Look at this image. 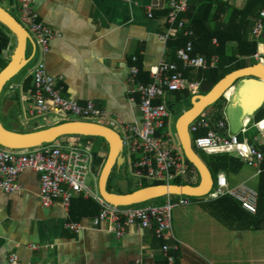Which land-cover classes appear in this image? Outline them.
Instances as JSON below:
<instances>
[{
  "label": "crops",
  "instance_id": "1",
  "mask_svg": "<svg viewBox=\"0 0 264 264\" xmlns=\"http://www.w3.org/2000/svg\"><path fill=\"white\" fill-rule=\"evenodd\" d=\"M224 1L239 8L246 2ZM1 5L10 12H19L17 0H3ZM33 8L38 17L59 34L49 41L44 62L47 72L56 78L60 95L79 104L92 101L105 112L100 118L104 120L101 124L117 132L123 124L140 125L138 95L129 91L130 66L136 64L148 72L160 59L175 63L178 60L166 42L159 38L166 27V0H33ZM148 8L150 16L147 15ZM250 32L251 29L246 38L254 40ZM7 36L8 45L15 44V37L8 33ZM256 41V52L264 57V40ZM28 48L33 59V49L30 45ZM133 56L136 57L134 62ZM251 60L257 62L250 57L243 60L245 66ZM30 68H24L19 92L4 93L2 98L0 95V118L2 115L7 120L10 129L24 128L27 132L64 120L63 116L51 113L37 116L28 111L25 115L16 108L19 103L31 99L28 97L32 88ZM26 78L30 79V88L25 91L23 82ZM172 93H168L170 99ZM199 93L198 89L191 95ZM226 106L220 120H224L228 130L233 132ZM213 110L214 107L209 106L202 114L210 118ZM247 134L255 136L256 132L248 129ZM84 139L82 141L86 142ZM106 153L102 145L97 147L98 155ZM97 168L93 160V171ZM17 181L20 191L0 189V264H264V228H248L252 224L248 214L239 208L232 211V219L224 218L221 210H216L218 206L210 203L214 200L180 207L174 218L172 209L175 240L156 238L153 228L128 227L120 237L105 230L104 226L75 233L64 227L66 222H76L71 219L69 209L65 211L58 202L48 207L40 204L35 171L23 170ZM244 181L256 190L257 214L264 219V163L260 173L255 174L253 170L240 182ZM92 186L98 192L97 179L93 180ZM165 200L166 197L157 198L155 204ZM163 244L169 246L170 262L162 252ZM31 245L37 247L33 249ZM12 256H15L13 261Z\"/></svg>",
  "mask_w": 264,
  "mask_h": 264
},
{
  "label": "built area",
  "instance_id": "2",
  "mask_svg": "<svg viewBox=\"0 0 264 264\" xmlns=\"http://www.w3.org/2000/svg\"><path fill=\"white\" fill-rule=\"evenodd\" d=\"M19 23L30 34L35 43L34 61L30 75L32 88L30 114L41 116L46 113L65 117L73 115L78 118H102L105 112L92 101L84 104L64 98L60 95L56 78L50 75L45 67L44 56L49 50V41L59 34L45 24L33 8V0H17ZM188 0H166V27L159 38L167 41L175 34L186 37L185 44L175 51V56L182 64V69H205L217 66L218 57L209 58L193 53L191 36L193 31L182 15L186 12ZM147 15H151L150 8ZM254 40L264 36V8H261L251 29ZM213 43L216 41L213 39ZM252 57L264 63V57L255 52ZM136 61V57H132ZM178 64L160 59L149 68L150 81L144 83L137 79L139 68L133 64L129 68L128 81L130 92L138 95V106L141 113L140 125L123 124L119 135L122 141V152L133 173L141 179L154 180L163 184H174L172 181L183 178L190 165L182 152L172 144V135L168 127L171 112L167 107L166 96L170 92L188 90L197 93L199 82L188 81ZM65 115V116H64ZM249 121V120H248ZM247 120L237 132H230L224 120L212 124L209 118L200 114L189 122L187 129L191 144L204 154L225 153L238 158L255 174L260 173L264 163V117L251 124L255 136L247 134ZM204 130V133H200ZM70 138V139H69ZM81 135H67L51 143H42L33 148L9 149L0 146V189L4 192L20 191L17 181L20 172L30 169L38 174L37 197L43 207L58 202L67 211L74 195L92 198L99 204L96 215L85 221H71L65 228L78 233L85 228H103L115 236H122L128 227L136 229L153 228L154 236L160 240L174 239L172 235L171 211L177 206H187L198 202L215 200L228 195L236 200L240 207L250 214L256 213L257 192L247 184L229 186L225 173L218 172L212 177L210 191L202 197L178 195L176 198L166 196L162 204L116 206L105 202L90 185L86 183L89 175L94 177L93 151L89 141L83 142ZM126 149V155L124 154ZM164 181V182H163ZM35 249L36 245H31ZM162 252L167 260L169 246L163 244ZM11 260H15L12 256Z\"/></svg>",
  "mask_w": 264,
  "mask_h": 264
},
{
  "label": "water",
  "instance_id": "3",
  "mask_svg": "<svg viewBox=\"0 0 264 264\" xmlns=\"http://www.w3.org/2000/svg\"><path fill=\"white\" fill-rule=\"evenodd\" d=\"M2 1L0 0V24L15 37V46L6 65L0 69V95L8 82L30 62L32 57L26 55L28 45L32 47L33 55L36 49L30 34L1 5ZM1 53L0 48V56ZM199 91V94L191 96L190 107L184 110L175 121V132L181 151L198 173L199 180L196 185L160 183L129 191L119 133L104 124L88 120L72 119L27 132L17 131L16 127L8 129L0 121V146L9 149H27L42 143L54 142L67 135L100 137L107 144V153L98 175L97 190L105 202L116 206H127L171 195L202 197L211 189L212 174L193 149L187 126L219 98L224 97L227 99L228 121L234 130H238L242 123L248 121L264 103V63L257 61L251 65L234 69L217 82L202 80L199 84ZM227 93L229 96L226 95ZM112 171H114L115 179L111 189L116 188L117 191L107 188Z\"/></svg>",
  "mask_w": 264,
  "mask_h": 264
},
{
  "label": "trees",
  "instance_id": "4",
  "mask_svg": "<svg viewBox=\"0 0 264 264\" xmlns=\"http://www.w3.org/2000/svg\"><path fill=\"white\" fill-rule=\"evenodd\" d=\"M261 8H264V0H246L244 6L241 8L232 6L224 0H188L187 10L182 16L187 19L188 24L193 31V35L191 36L193 43V53L202 54L207 58L212 55H216L218 57V63L214 68H200L195 70V72H192L193 69H182V64L177 60L176 62L179 68L182 69L184 77L196 81L204 79L217 82L230 71L244 67L245 62H243V60L252 57V55L258 49V41L251 39L249 40L246 38V35L248 31L252 29L255 18L257 17ZM0 27L4 26L0 24ZM213 39L216 41V44L212 42ZM261 39L264 40V38ZM186 40L187 38L181 34H175L166 41V44L171 48L172 53L175 55L176 49L183 46ZM8 41L9 39L7 34L0 30V48L2 50L6 49ZM231 43H234V45L231 46ZM6 63L7 62H3L0 57V69H2ZM253 63H255L254 60H251L249 65ZM138 68L139 72L137 79L144 83L149 82L150 78L148 72L143 71L140 67ZM29 83L30 79L26 78L23 82V88L25 91L30 88ZM191 96V93L185 89L180 92H173L171 99L174 100L175 103L183 100V102L188 103L190 107ZM167 106L169 107V105ZM211 106L214 107V110L209 120L214 122L222 119L223 110L226 106V99L221 97ZM263 117L264 103L254 113L253 121H258ZM67 120L69 119H64L63 121ZM200 133H204V130H202ZM82 138L99 139L103 144H101L103 148L107 150L106 142L100 137L82 136ZM93 155L94 163L100 165L98 170L99 175L100 170L105 162L106 155H98L97 149L93 151ZM203 155L206 156V158L199 154L211 174L212 172L216 174L221 171L225 173H236L243 165V163L238 158L225 153L210 155L203 153ZM184 159L187 161L185 157ZM189 165L191 172L193 171L196 174V178L199 180L196 169L191 163H189ZM198 180L194 184L184 181L181 182L179 179L174 180L173 183L196 185ZM155 184H160V182L143 184L141 187ZM172 196L173 195H171V197ZM210 203L217 205L218 207L216 210H221L220 212L224 214V218L226 219L228 217L231 219L234 218L232 214L233 210H237V208L243 210L240 207V204L228 195L221 196ZM98 209L99 204L95 200L92 198L85 199L80 195L71 199L69 205V215L71 219L78 221L83 217H91L96 215ZM257 213V208L255 214H250L247 212V217L252 223L248 225V228H264V223L262 224L264 219L259 218Z\"/></svg>",
  "mask_w": 264,
  "mask_h": 264
},
{
  "label": "rangeland",
  "instance_id": "5",
  "mask_svg": "<svg viewBox=\"0 0 264 264\" xmlns=\"http://www.w3.org/2000/svg\"><path fill=\"white\" fill-rule=\"evenodd\" d=\"M10 12V11H9ZM17 20L19 18V12L17 13L16 11L14 10H11L10 12ZM0 30H2L4 33H8L10 34L11 36L12 33L7 29V28H4V27H0ZM14 37V36H13ZM15 44L11 43L10 45H7L6 49H3L2 50V53H1V60L4 62H7L9 60V57H10V54L14 48ZM29 48L27 49V54L29 55ZM34 61V58L30 60V62L28 63V67L32 65ZM1 65V64H0ZM26 66V68H27ZM25 69L23 71H20L17 75H15L9 82L8 84L3 88L2 92H1V98H2V95L4 93H16V92H19L20 89H19V82H20V79L21 77L23 76V73H24ZM10 85V86H9ZM180 92V91H179ZM203 93V92H201ZM171 97V96H170ZM31 99H28V100H25L21 103H19V105L16 106V108H18V110L22 113V114H27L30 107H31ZM166 101H167V105H169V110L171 112V116H170V124H169V131L171 132V135H172V144L173 146L178 149L180 152H181V148H180V145H179V141H178V138H177V135H176V132H175V121L177 119V117L184 111V109H187L189 107V104L188 103H185L183 102V100L175 103L174 100L170 99L169 98V94H167L166 96ZM204 114V113H203ZM205 114H207L205 112ZM60 115V114H59ZM65 116V115H64ZM64 119H81V120H88V121H93V122H97V123H104V120L103 119H100V118H96V117H84V118H78V117H75L73 115H66L64 117ZM253 120H251V122L248 124L249 125V129L252 130V132L254 131V129L252 128L251 129V124L253 123ZM0 121L1 123L8 129H10V125L8 124L7 120L1 115V118H0ZM56 123V122H55ZM18 131H23L25 132V130L27 129H24V128H17ZM232 131H234V129L232 128ZM119 132L121 133L122 135V132L121 130H119ZM237 132V131H236ZM250 133V132H249ZM85 141H89L88 145L89 147L91 148L92 151L96 150L98 146H100L102 143H101V140L99 139H93L92 141L90 139H84ZM103 145V144H102ZM193 149L200 155H202L203 157L206 158V156L203 155V152L200 151L199 149H197L194 145H192ZM107 149V148H106ZM126 149H125V152L124 154L126 155ZM124 168H125V175H126V179H127V182H128V189L129 191H132V190H135V189H138L141 185L143 184H151L153 182H155L154 180H145V179H141V178H138L132 171L131 167H130V164L125 161L124 163ZM100 168V165H98V168L96 169V171L94 172V177H95V180L93 179V176L89 175L86 179V183L88 185H90L93 189V180L94 182L96 181V179L98 180V170ZM253 171L252 168L250 167H247L245 164L242 165V167L240 168V170L236 173H228L226 174L227 176V179H228V182H229V186L231 187H234L236 184L235 183H238L243 179V177L245 176V174L248 175V173H251ZM255 172V171H254ZM215 173L212 172V177L215 178ZM196 176V174L191 170L190 172H188L183 178L179 179L181 182L184 181V182H187V183H191V184H194L196 183L197 179H195L194 177ZM115 179V175H114V171H112L110 177H109V183L107 186H113V181ZM164 182V181H163ZM174 182V181H172ZM240 183H245L244 182H240ZM237 184V185H238ZM248 185V184H247ZM108 188V187H107ZM109 190H112V191H117L116 188L115 189H111V188H108ZM173 198H176L177 196H172ZM157 199H153V200H149V201H146V202H143V203H139V204H136L138 206L140 205H154L155 203H158V201H156ZM180 207H183V206H177L175 208H173V211H172V216L174 218L176 212L178 210H180Z\"/></svg>",
  "mask_w": 264,
  "mask_h": 264
},
{
  "label": "flooded vegetation",
  "instance_id": "6",
  "mask_svg": "<svg viewBox=\"0 0 264 264\" xmlns=\"http://www.w3.org/2000/svg\"><path fill=\"white\" fill-rule=\"evenodd\" d=\"M30 95V94H29ZM112 173V172H111ZM111 175V174H110ZM109 183V182H108ZM108 183H107V185H108ZM108 188H111L110 186H107Z\"/></svg>",
  "mask_w": 264,
  "mask_h": 264
},
{
  "label": "bare ground",
  "instance_id": "7",
  "mask_svg": "<svg viewBox=\"0 0 264 264\" xmlns=\"http://www.w3.org/2000/svg\"><path fill=\"white\" fill-rule=\"evenodd\" d=\"M226 95L229 96V93H227Z\"/></svg>",
  "mask_w": 264,
  "mask_h": 264
}]
</instances>
